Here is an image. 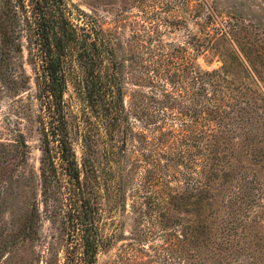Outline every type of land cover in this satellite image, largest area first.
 <instances>
[{
	"label": "trees",
	"instance_id": "obj_1",
	"mask_svg": "<svg viewBox=\"0 0 264 264\" xmlns=\"http://www.w3.org/2000/svg\"><path fill=\"white\" fill-rule=\"evenodd\" d=\"M195 1L192 6L186 1L177 6L184 11L190 8L192 14L187 17L197 29L184 44L164 41L163 35L186 25V17L158 19L160 26L155 20L150 26L142 25V170L149 189L160 184L170 190L165 196L167 204L176 202L179 207L186 198L191 200L192 224L196 223L191 229L192 240H212L225 251L244 252L239 239L253 245L244 232L252 226L247 219L255 208L264 210V34L237 29V19L203 13L200 8L208 5L210 10L212 6L205 0ZM72 15L64 0H4L0 7V60L8 59L13 50L20 52L15 42L17 31L25 30L34 50L38 98L48 111V121L41 127L43 194L58 185V158L73 186L63 205L69 208L68 219L82 234L80 256L66 264H97L103 238L97 209L88 196L94 186L86 184L91 160L86 158L82 170L77 168L67 130L65 94L70 84H76L86 103L98 104L102 121L108 119L114 137L113 132L129 124L118 74L127 61L134 62L138 56L131 52L118 59L116 50L121 46L114 34L80 10L76 18ZM137 39L141 40L137 36L132 41ZM205 53L217 58L221 66L200 69L196 58ZM1 68L0 83L15 85L12 79H4ZM17 140L13 153L0 145V181L25 156V143L21 137ZM176 165L191 172V183L172 194V173L167 180L162 175ZM178 173L184 176L183 170ZM218 177L221 182L213 183ZM148 197L147 204L154 208L163 202L155 194L152 202ZM213 203L217 206L211 220H200L199 209L201 212ZM166 211L155 216L156 220L165 219L171 210ZM36 219L31 210L20 237H36ZM256 225L255 236L264 239V222ZM178 226L175 234L185 236L186 228Z\"/></svg>",
	"mask_w": 264,
	"mask_h": 264
},
{
	"label": "rangeland",
	"instance_id": "obj_2",
	"mask_svg": "<svg viewBox=\"0 0 264 264\" xmlns=\"http://www.w3.org/2000/svg\"><path fill=\"white\" fill-rule=\"evenodd\" d=\"M64 1L72 10L73 18L80 10L95 17L103 30L118 38L121 46L116 50L118 59L131 52L138 56L134 62L127 61L124 70L118 74L123 87L124 114L130 125L113 132L114 137H111L108 119L102 121L98 104L86 103L83 91L79 92L76 84H70L65 94L66 105H69L67 130L77 168L82 170L84 160H91L87 164L86 184L94 187L87 191L92 206L97 209L96 220L103 238L97 264H264V239L255 236L256 224L264 222L263 209L255 208L247 219L252 226L244 232L249 234L253 245L246 243V239L245 243L239 239L244 252L225 251L212 240L205 242L200 238L196 242L191 236V229L196 224H192L195 215L191 200L186 198L179 207L176 202L167 204L165 196L170 190L160 184L149 189L142 170V25L150 26L151 20H155V25L160 26L156 21L162 18H188L192 14L190 8L184 11L177 6L183 1L190 2V6L198 1ZM3 2L0 0V7ZM205 2L212 9L209 10L208 5L200 8L203 13L237 19L240 23L237 29L264 34V0ZM74 23L81 26L77 20ZM169 31L164 33V41L184 44L197 29L189 17L186 25ZM137 36L141 40L132 41ZM15 42L20 46V52L13 50L8 59L0 60L4 79H12L15 83H0V145L13 153L17 139L21 137L26 148L20 164L12 166L0 181V264H66L73 256L75 259L80 256L82 243V234L74 228L73 220L68 219L69 208L63 205L64 197L73 186L64 174L63 164L55 158L58 185L43 194L41 127L42 122L48 121V111L38 98L34 50L28 33L19 29ZM132 44L135 46H129ZM196 64L202 70L221 66L217 58L209 57L207 53L198 56ZM178 170H183L184 176ZM170 172L172 194L179 191L178 187L184 189L191 183V172L186 168L171 167L163 172L164 179L167 180ZM83 179L81 176V181ZM221 180L218 177L213 183ZM154 194L163 201L154 204L155 208L145 200L150 196L148 201L152 202ZM216 206L213 203L201 212L199 209L200 220L209 217L210 221ZM167 209L171 210L168 216L156 220L155 216L167 213ZM31 210L37 214V235L33 240L20 237L19 233ZM179 224L186 228L185 236L175 234Z\"/></svg>",
	"mask_w": 264,
	"mask_h": 264
}]
</instances>
